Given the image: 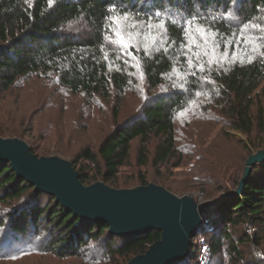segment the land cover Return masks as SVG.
I'll return each instance as SVG.
<instances>
[{
  "label": "trees",
  "instance_id": "16d2710c",
  "mask_svg": "<svg viewBox=\"0 0 264 264\" xmlns=\"http://www.w3.org/2000/svg\"><path fill=\"white\" fill-rule=\"evenodd\" d=\"M128 15L165 22L171 40L185 47L197 30L216 31L228 39L239 33L257 35L258 28L264 27V0H0V102L14 94L18 101L16 109L0 115V137L26 140L27 135L37 132L40 114L54 118L57 109L47 87L56 85V91L90 99L110 100L115 94L113 131L97 149L87 146L71 161L84 185L102 181L115 189H132L154 183L180 197L193 187L213 201L234 192L252 149L264 150L257 147L264 146V141L257 140L264 135V31L262 38L251 39L261 47L252 60L224 68L209 64L206 79L196 68L181 87L150 96L133 116L118 123L122 95L135 80L134 69L122 64L110 31L114 21ZM136 57L152 90L165 85L176 67V55L166 50L152 54L139 50ZM29 77L37 79V85L30 82L34 88L22 83L24 78L29 82ZM206 80L214 87L206 89ZM205 91L210 97L204 102L206 111L201 118L207 121L206 128L195 134L196 128L180 140L176 117L195 102L196 94ZM218 124L222 128L214 135ZM227 130L237 131L248 140L241 141L242 146L236 142L240 146L234 153L237 157L228 158L220 147L235 143ZM28 144L37 156L55 150L35 142ZM57 150L69 154L67 149ZM134 154L141 167L138 184L121 185V169L132 163ZM147 168L158 177H166L168 169H181L177 176L183 181L151 183ZM251 174L244 194L224 201L215 210L217 218L205 227H211L207 239L204 231L196 235L197 241L202 237L203 245L199 243L200 248L191 250L178 264H202L199 254L204 246L210 248L209 264L224 251L230 257L229 264H245L241 245L254 243L253 236L264 234V164L256 165ZM34 189L26 180L17 179L10 164L0 163V205L30 195L10 212L8 229L19 241L30 239L32 232L36 238L45 233L41 246L47 253L76 256L85 264H128L160 239L158 231L138 238L114 236L107 224L83 222L65 211L56 198L49 195L45 202L46 194H36ZM238 227L243 233L234 239L235 232L231 231ZM252 227L256 232L249 234L247 230ZM263 260L264 256L257 257L252 264H262Z\"/></svg>",
  "mask_w": 264,
  "mask_h": 264
},
{
  "label": "rangeland",
  "instance_id": "374dc122",
  "mask_svg": "<svg viewBox=\"0 0 264 264\" xmlns=\"http://www.w3.org/2000/svg\"><path fill=\"white\" fill-rule=\"evenodd\" d=\"M149 25H151V27H149ZM254 28L257 29L258 27L256 26ZM111 30L112 31L110 32H113L112 44L114 45V48H117V50L121 52L120 57L123 60L122 64L126 66L127 69H134L133 76L135 80L130 89L125 91L122 95V114L118 120L119 123L126 118L133 116L142 105L150 99V96L152 97L154 94L157 95L159 93L170 92L172 89L181 87V84L184 81L186 82L185 77L191 76L190 72L197 68V64L204 65V70L200 71L199 74L206 79L208 78L207 67L209 64L215 65V67L224 68L230 67V65L237 61L247 62V60H252V57L258 54L261 47L252 43L251 39L260 37L262 31H264V27L262 26L260 29L258 28L257 35L248 37L245 36V33H239V35L234 36V39L225 38L224 36H221L220 33L209 29H206L207 35L202 36L201 31L205 30H197L195 32L197 35L188 40L186 44L187 46L185 47L176 45L171 40L166 27H161L160 23L153 20L145 21L128 15L114 21L111 25ZM116 31H120L126 41L131 45H134V47L130 49V52L135 56V59H132L131 56L126 54L125 50L119 45L117 37L114 35ZM244 40L247 41L245 42ZM153 41H156V43H153ZM232 43L235 45H232ZM145 49H147L148 54L166 50L172 56L174 54L176 55V58L174 59L176 67L174 68L172 75L167 77L165 85L155 90H152V88L149 87L144 76L142 65L139 64L136 57L137 51H145ZM188 49L191 50L189 51ZM205 53H207V55H205ZM185 57L192 61L191 68L189 64L185 62ZM117 67L119 66L113 68L117 69ZM22 81L24 86L26 85L32 88L38 83L36 78L31 77L28 79L29 82H27V79L25 78L22 79ZM30 82H35V84ZM205 83H207L205 86L206 89L214 87V84L211 83L210 80H206ZM54 87H47V90L53 95L52 101L55 102L54 109H57L55 113L56 115H54V118L52 115L51 118L50 116L47 117L45 114H40V119L38 120V125L36 127L37 132L35 135H27L25 141H30L31 143L35 142L37 146L40 145L49 149H54L55 147V150L44 155L39 154L38 157H52L56 155L71 162L74 160L75 156L81 150L87 148V146H92L97 149L100 146L99 144L103 141V138L113 131L116 122L112 112L117 104L118 98L113 94L110 100L104 98L90 99L83 94L72 95L68 91H56V85ZM207 95L208 93L206 91L204 93L199 92L196 94L195 102H192L183 113H180L176 117V127L180 140L195 132L196 128H199V130L195 132V134H198L200 130L206 128L207 121L205 122L201 118L205 116L204 111H206V104H204V102L205 100L207 102L210 100V97ZM6 99L7 100L0 102V115L4 114L5 110L10 108L16 109L18 106L15 94L13 96L7 95ZM216 126L214 135L222 128L219 124ZM226 132L235 143L225 144L220 147L222 151L228 155V158L237 157L234 154L236 151L240 150V146L237 143L242 146L241 141L248 140L237 131L227 130ZM257 140L264 141V135L257 136ZM152 144L151 149L153 151L154 146L156 145L155 141ZM58 147L67 149L69 154L66 156L60 154L57 150ZM257 147L263 149L264 146ZM256 152L257 148H253L252 153ZM133 157H136V155L134 154L132 156V163H130L129 166L121 169L119 175V182H121V185L126 184L129 187H133L138 184V178H140L138 177V174L141 172V167L138 166L137 161H135ZM83 164L87 165L88 163L84 162ZM181 172V169H168V171H166L167 174H165L166 177H158L152 169L147 168L146 177H148V180L151 183L156 180H163L169 184L170 181L174 180L180 182L183 181L177 176V174ZM191 189L192 190L185 195H193L200 205L213 202V198L210 199L207 193L204 194L193 187H191ZM29 197L30 195H26L22 200L14 201L5 206L0 205V264H85L83 259L76 256L64 258L45 252L41 246L46 235L45 233L39 238H36L32 232L30 239L24 241L17 240L18 236L12 232L13 230L8 229L11 218L10 212L13 211L15 207L21 205L26 199H29ZM50 198L49 195H46L44 201L47 202ZM217 215L218 213L216 211L209 212L205 223L206 226H211L212 221L217 218ZM205 227L202 231H204L205 234L203 237L207 239V236L211 232V227ZM234 232V239H237L242 235L243 230L241 227H238L235 231H231V233ZM255 232L256 228L252 227L249 234ZM195 237L192 239L191 250L196 249V247L200 248L199 243L201 245L204 243V240H201L202 237L199 236L198 238V241L200 240V242L195 240ZM253 239H255L254 243L241 245L243 255H245V264L256 263L255 259L257 257L261 258L264 256V234H256L253 236ZM94 246L95 244H92V247ZM89 250H87V252H89ZM101 254H104V252ZM199 256V260H203L201 254H199ZM262 262V264H264V260ZM229 263L230 257L225 251L222 252L219 257H215L213 261V264Z\"/></svg>",
  "mask_w": 264,
  "mask_h": 264
},
{
  "label": "water",
  "instance_id": "95a60500",
  "mask_svg": "<svg viewBox=\"0 0 264 264\" xmlns=\"http://www.w3.org/2000/svg\"><path fill=\"white\" fill-rule=\"evenodd\" d=\"M0 163L10 164L17 179L26 180L36 194L56 198L83 222L107 224L114 236L138 238L160 232V239L128 264H178L188 258L192 239L206 226L208 213L244 194L253 168L264 164V150L249 156L234 192L202 205L193 195L180 197L154 183L132 189H115L105 182L85 186L73 162L56 155L38 157L19 138L0 137Z\"/></svg>",
  "mask_w": 264,
  "mask_h": 264
},
{
  "label": "snow or ice",
  "instance_id": "6c2138e0",
  "mask_svg": "<svg viewBox=\"0 0 264 264\" xmlns=\"http://www.w3.org/2000/svg\"><path fill=\"white\" fill-rule=\"evenodd\" d=\"M160 26L161 27H164L165 26V22L161 21L160 22ZM149 27H151V25H149ZM188 27H191V25H188ZM114 35L117 37V40H118L119 45L125 50V53L128 54L129 56H131L132 59H135V56L132 55V53L130 52V49L133 48L134 45H131L129 42H127L126 39L124 38V36L121 34L120 31H116L114 33ZM201 35L202 36H206L207 35L206 31H201ZM161 40H162V37H161ZM205 42H207V41H205ZM153 43H156V41H153ZM188 50L190 51L191 49H188ZM145 54H147V49H145ZM205 55H207V53H205ZM185 62L188 63L189 66H190V68H191L192 61L191 60H188V58L185 57ZM196 67L200 71H203L204 70V65H202V64H197ZM192 74L195 75L194 72Z\"/></svg>",
  "mask_w": 264,
  "mask_h": 264
},
{
  "label": "built area",
  "instance_id": "2783aa9c",
  "mask_svg": "<svg viewBox=\"0 0 264 264\" xmlns=\"http://www.w3.org/2000/svg\"><path fill=\"white\" fill-rule=\"evenodd\" d=\"M209 220V219H208ZM207 220V222H208ZM252 229V228H251ZM251 229L247 230L249 232H251ZM248 232V233H249ZM201 256H202V259L201 262L202 264H209L210 260H211V256H210V248L209 246H204V249L203 251L201 252Z\"/></svg>",
  "mask_w": 264,
  "mask_h": 264
}]
</instances>
